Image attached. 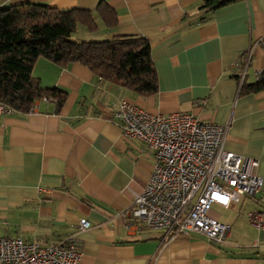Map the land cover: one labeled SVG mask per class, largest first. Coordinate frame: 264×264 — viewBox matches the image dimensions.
Here are the masks:
<instances>
[{
  "label": "crops",
  "instance_id": "0c3cea01",
  "mask_svg": "<svg viewBox=\"0 0 264 264\" xmlns=\"http://www.w3.org/2000/svg\"><path fill=\"white\" fill-rule=\"evenodd\" d=\"M0 0V7L42 2L93 14L101 3L116 16L113 27L80 26L76 40L141 35L150 43L157 91L139 96L99 79L86 66L39 57L32 76L42 87H61L67 98L37 99L27 112L0 113V235L58 243L75 234L78 264H264V230L247 212L264 219V89L241 92L238 56L250 49L246 82L264 70V0ZM126 100L151 114L190 113L227 125L223 147L258 161L256 198L244 196L232 212L231 234L215 243L200 232L166 236L160 230L127 228L117 214L131 205L154 165L137 138L123 137L114 112ZM212 217H218L211 211ZM90 226L78 230L80 219ZM220 221V220H219Z\"/></svg>",
  "mask_w": 264,
  "mask_h": 264
},
{
  "label": "built area",
  "instance_id": "2783aa9c",
  "mask_svg": "<svg viewBox=\"0 0 264 264\" xmlns=\"http://www.w3.org/2000/svg\"><path fill=\"white\" fill-rule=\"evenodd\" d=\"M257 43L264 47L263 38ZM250 62L247 49L234 63L240 83ZM10 111L0 102V113ZM114 116L122 136L143 141L154 158L145 184L132 191L131 205L117 214L127 219L126 227L160 230L164 237L195 231L215 243L228 239L231 227L210 215L212 206L232 210L244 196L256 198L263 180L255 173L256 159L224 149L227 125L186 112L151 114L126 100ZM247 218L255 229L264 230L261 210L248 211ZM89 226L80 219L78 230ZM80 256L75 234L55 244L0 235V264H78Z\"/></svg>",
  "mask_w": 264,
  "mask_h": 264
},
{
  "label": "trees",
  "instance_id": "16d2710c",
  "mask_svg": "<svg viewBox=\"0 0 264 264\" xmlns=\"http://www.w3.org/2000/svg\"><path fill=\"white\" fill-rule=\"evenodd\" d=\"M223 4L204 0L200 9L213 10ZM96 13L80 8L59 9L42 2L0 7V102L11 110L27 112L37 99L55 101L59 110L67 98L61 87H42L32 70L39 57L57 64L78 62L99 79L127 88L139 96L157 91V75L151 60L150 43L141 35H115L103 40H76L80 26L98 27L97 17L113 27L116 16L101 5ZM264 89V70L258 78L241 82V92Z\"/></svg>",
  "mask_w": 264,
  "mask_h": 264
},
{
  "label": "rangeland",
  "instance_id": "374dc122",
  "mask_svg": "<svg viewBox=\"0 0 264 264\" xmlns=\"http://www.w3.org/2000/svg\"><path fill=\"white\" fill-rule=\"evenodd\" d=\"M211 211L217 215V217L220 221H230L231 222V219L233 216L232 212L227 211L220 206H214V207L212 206V208L210 210V214H211Z\"/></svg>",
  "mask_w": 264,
  "mask_h": 264
}]
</instances>
